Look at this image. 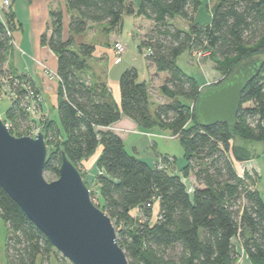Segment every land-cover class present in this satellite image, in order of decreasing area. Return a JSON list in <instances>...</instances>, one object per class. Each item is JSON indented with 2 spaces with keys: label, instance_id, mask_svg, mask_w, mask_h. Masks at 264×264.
<instances>
[{
  "label": "trees",
  "instance_id": "16d2710c",
  "mask_svg": "<svg viewBox=\"0 0 264 264\" xmlns=\"http://www.w3.org/2000/svg\"><path fill=\"white\" fill-rule=\"evenodd\" d=\"M209 1L210 21L202 24L195 21L201 0H140L138 6L127 0H64L67 37L61 10H53L50 33L40 39L57 56L60 126L24 110L27 92L22 83L39 92L28 76L6 67L7 30L12 29L13 18L7 12L5 21L0 19V90L6 80L16 95L1 119L14 136L29 135L33 126L41 124L48 149L43 172L55 178L61 152L82 177L81 161L101 147L96 160L99 172L92 178L100 199V206L95 205L111 219L128 264H264L260 177L247 171L239 175L234 167V162L253 160L256 154L249 147L264 142V57H259L264 56V0ZM124 14L152 23L138 39V47L148 51L145 59L155 69L153 77L166 73L159 91L168 100L153 112L150 85L138 80L136 68H126L119 75L117 104L105 82L88 72L94 44L74 46L76 36L90 24L103 23V30L111 31ZM176 18L189 29L177 27ZM194 50L208 51L213 68L221 74L213 85L242 62L259 59L258 73L241 91L233 126L202 125L197 120L196 100L203 88L176 63L181 53ZM122 114L144 130L160 127L178 137L185 159L179 175L169 173L174 158L168 155L160 156L162 167H158L126 151L123 140L106 129ZM235 136L244 145L234 143ZM190 175L197 184L189 192L183 178ZM83 182L92 200L91 184ZM0 217L10 230L9 264H35L38 258L40 264H71L1 187ZM238 249L245 257L242 263Z\"/></svg>",
  "mask_w": 264,
  "mask_h": 264
},
{
  "label": "water",
  "instance_id": "95a60500",
  "mask_svg": "<svg viewBox=\"0 0 264 264\" xmlns=\"http://www.w3.org/2000/svg\"><path fill=\"white\" fill-rule=\"evenodd\" d=\"M259 59L242 62L196 100L202 125H234L240 94L258 73ZM47 144L42 132L14 136L0 118V187L71 264H128L109 216L91 200L79 170L61 152L58 176L46 181Z\"/></svg>",
  "mask_w": 264,
  "mask_h": 264
},
{
  "label": "rangeland",
  "instance_id": "374dc122",
  "mask_svg": "<svg viewBox=\"0 0 264 264\" xmlns=\"http://www.w3.org/2000/svg\"><path fill=\"white\" fill-rule=\"evenodd\" d=\"M127 1H132L135 6H138L140 0ZM208 5V0H201V5L199 6L195 15V21L202 24L208 23L211 17ZM65 23H67V17H65ZM174 24L177 27L186 30L189 29V25L180 18H176L174 20ZM151 25L152 23L149 20H146L144 18L140 20L138 17H135L133 15L124 14L121 18V22L118 27L111 31H104L103 28L105 25L103 23L92 24L83 34L76 36L74 46L76 47V45H79L81 42L94 44L95 49L92 54V59L88 58L87 63L89 65L93 60H96L94 58L102 56L104 60H102L103 62H100L103 66L101 67V69H103L107 76L111 79L118 80L119 75L124 69L134 67L138 72L139 81L145 82L148 85L152 83L155 86V82L158 76L156 75L155 77H153V74L151 73V69L145 59V55L147 53L146 50H140L138 47V39H141L148 32ZM136 33L138 34L136 35ZM116 40L120 41L123 44L124 52L121 54L119 61L117 63H113L112 52H110L108 49L112 50L113 43ZM209 56L210 55H206L203 57H199L200 59H198V57L193 55V51L191 54H189L188 51H185L177 57L178 68L183 73L194 77L199 83H202L206 80V76H209L207 75V70L209 69V72L212 70L210 69V67L208 68L209 62L213 66V63ZM259 57L263 58L264 56L261 54L259 55ZM92 66L95 73L94 75H96V66L94 64H92ZM162 74L166 75V73ZM219 75L220 77L218 79H212L213 82L208 84L207 86L218 83L217 81H219V79L222 77L220 73ZM155 93L156 88L150 87V96L152 98ZM248 104L249 103H245L244 106ZM9 106L10 98L0 96L1 117H4L5 111ZM152 107L153 105L150 108L152 109ZM39 113L40 110L38 109L37 112H34V114H30V116L37 118L40 117ZM51 118L55 119L56 121L59 120L58 113L56 110L51 112ZM36 126L39 128V131L42 130L40 123ZM165 131L166 132L160 134V136L157 134H152L149 136L146 134V131H143L141 133L132 132L124 138L125 149L128 153L135 155L136 157L142 159L145 162H148L149 164H158V162L156 161H160L159 155H168L170 158H174V167L172 170H169V173L179 175L180 169L185 164L184 148L181 145L178 137H171V131ZM147 133H153V131L151 130ZM233 142L237 145H244L243 141L236 136ZM252 145H254V148L253 146H250V150L251 153H253L254 155L256 154V157H254L253 161H251V165H255V167L258 168L259 172L251 169L250 166H248V168L251 173L255 175H258L259 173L261 175V178L258 181L257 189L264 200V142H258ZM133 146H137V152L133 150ZM236 168L240 171L239 165H236ZM80 171L83 173L82 177L84 181L91 184L90 186L94 193V197H92V202L100 206L99 196L92 186V177L88 176L85 172H83L81 168ZM43 176L46 181H52L55 179L53 175L47 174L45 172H43ZM184 182L189 192L192 191L193 186L197 184L196 181L190 177L184 179ZM157 208V204L155 203L153 208L154 213L157 211ZM9 234L10 230L7 224L0 217V264H9L7 248ZM238 250L241 254L240 262L242 263L245 261V257L242 250ZM40 263V258H38L35 264Z\"/></svg>",
  "mask_w": 264,
  "mask_h": 264
},
{
  "label": "crops",
  "instance_id": "0c3cea01",
  "mask_svg": "<svg viewBox=\"0 0 264 264\" xmlns=\"http://www.w3.org/2000/svg\"><path fill=\"white\" fill-rule=\"evenodd\" d=\"M208 3V6L210 7L212 5L211 1L208 0ZM53 10H61L63 14V36L66 38L68 35V13L65 8L64 0H10L9 8L5 10L2 16H0V19L2 22H4L7 12L11 13L13 18V27L10 30L8 29L10 35V45L7 55L6 67L12 69L18 75L28 76L33 81L35 87L41 95V102L39 106L40 117H37V119H50L54 121L56 125L60 126L59 120L56 121L55 119L51 118V112L56 110L58 91L60 87L59 78L56 72L57 56L48 47V45L42 44L40 42L43 33L46 32L47 35L50 33V12ZM65 17H67V23H65ZM138 18L140 20L142 19L141 17ZM92 24H90L89 27ZM108 50L112 52L111 49ZM94 59L96 60H93L88 65V72L97 79L105 82L108 90L110 91L111 97L117 104H119L120 92L118 80L109 78L105 71L101 69L103 66L100 62L104 60L102 56H98ZM92 64L96 66V75H94L95 73ZM209 67L212 70L210 72L209 69L207 70V75L209 76H206V80L202 83L197 81L200 88H204L208 84L212 83V79H218L220 77L219 73L213 68L210 62L208 68ZM150 69L151 73L154 74V68L150 67ZM157 76L158 77L156 79L155 86L154 84L150 83V87L156 88V93L153 98L150 96L151 106L153 105L152 109L150 108L151 112H153L157 104L168 101L167 98H165L159 91V86L162 84L165 74L158 73ZM0 118L2 117L0 116ZM106 129L116 133L123 140V142H125L124 138L132 132L141 133L146 131V134L149 136L152 134H157L160 136V134L166 132L165 129H161L160 127H153L151 129L144 130L140 128L133 120L123 114L117 122L111 124ZM151 130L153 133H147ZM252 146L254 148V145H251V147ZM133 150L137 152V146H133ZM100 152L101 147L99 146L91 156L85 160H82L79 166L83 172L92 178L99 172L96 166V160ZM160 156L162 155H159V158ZM251 161L253 160L240 163L234 162V167L237 173L241 175L243 171H247L252 175L253 173H251L248 166H250L251 169L258 171V168H256L255 165H251ZM236 165L240 166V171L236 168ZM258 176L261 178L259 173ZM189 177L194 179L193 175H190ZM184 179L186 178H183V181Z\"/></svg>",
  "mask_w": 264,
  "mask_h": 264
},
{
  "label": "built area",
  "instance_id": "2783aa9c",
  "mask_svg": "<svg viewBox=\"0 0 264 264\" xmlns=\"http://www.w3.org/2000/svg\"><path fill=\"white\" fill-rule=\"evenodd\" d=\"M10 6V0H0V16L7 10ZM9 34V30L7 31ZM124 52V46L120 41H114L112 46V55H113V63H117L120 59L121 54ZM146 52H148L146 50ZM193 55L198 57H203L206 55H209L208 51L203 50H196L193 51ZM2 88L0 90V96H5L13 100V98L16 97L14 89L12 86L8 85L6 80H2ZM23 88L26 90V100L27 103L24 105V110L28 112L29 114H34V112H37L40 106L41 102V95L34 93L31 89H29V86L22 83ZM39 131V128L37 126H33V128L29 131V136L35 135ZM172 137V136H171ZM158 167H162L161 161L157 164Z\"/></svg>",
  "mask_w": 264,
  "mask_h": 264
}]
</instances>
